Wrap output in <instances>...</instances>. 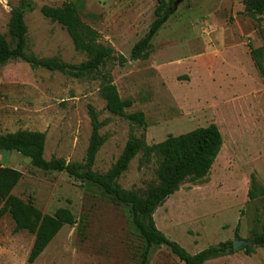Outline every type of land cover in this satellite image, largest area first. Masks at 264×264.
Here are the masks:
<instances>
[{"label":"rangeland","instance_id":"374dc122","mask_svg":"<svg viewBox=\"0 0 264 264\" xmlns=\"http://www.w3.org/2000/svg\"><path fill=\"white\" fill-rule=\"evenodd\" d=\"M26 15L27 54L80 65L88 60L76 50L67 30L45 18L43 6L62 7L76 0H31ZM159 0H84L82 20L99 32L100 43L115 57L130 58L134 46L155 21ZM170 2L171 0H166ZM20 0H0V37L8 35L11 11ZM147 60L121 65L113 58L104 68L122 99H132L128 113L143 112L147 124L133 128L125 117L107 110L100 80H78L35 69L22 60L0 66V135L18 131L47 134L44 158L83 163L92 135L89 107L108 121V137L94 171L107 173L122 155L130 134L157 144L198 128L217 125L224 145L210 176L185 182L159 207L154 219L171 241L195 255L222 243L250 241L264 204L250 201L254 176L264 187V80L250 46H264V15L247 9L245 0H183L153 41ZM138 155L119 184L144 194L158 183L155 160ZM0 166L19 170L13 194L46 215L70 210L77 223L66 225L34 264H139L146 243L132 220L131 208L99 187L65 172H46L20 153L0 152ZM11 215L0 219V264H29L35 236L16 232ZM149 264H184L166 246L152 249ZM206 264H264V248L243 251Z\"/></svg>","mask_w":264,"mask_h":264},{"label":"trees","instance_id":"16d2710c","mask_svg":"<svg viewBox=\"0 0 264 264\" xmlns=\"http://www.w3.org/2000/svg\"><path fill=\"white\" fill-rule=\"evenodd\" d=\"M175 2L176 0L158 1L155 21L145 37L134 46L129 59L124 56L115 57L112 47L100 43L99 32L82 20L78 5L82 6L84 0H76V3H67L62 7L43 6L41 12L45 18L62 25L70 35L76 50L88 56L86 62L74 65L56 58L40 59L27 54L28 26L25 18L28 13L36 10V5L31 0H20L18 6L12 9L8 24V35L14 47L6 37H0V66H5L13 60H22L35 69L59 72L78 80H100V92L106 101L107 110L115 116L128 119L133 128L145 127V114L128 113L134 106V101L122 99L112 78L103 71L113 58H117L122 66L129 61L149 59L154 49L153 41L173 16ZM245 3L249 11L264 15V0H245ZM250 51L264 80V46H250ZM89 116L92 135L83 163H68L64 159L47 161L44 158L47 134L42 132L18 131L0 135V152L16 151L30 159L32 166L37 169L65 172L76 180L99 187L118 203L129 206L133 224L146 243L139 264H149L152 249L161 246L170 248L184 264H206L229 253H235L234 242L230 241L192 255L180 244L168 239L158 229L154 219L157 209L178 192L185 182L201 183L210 176L224 145L223 135L217 125L198 128L179 136H169L165 141L152 145L132 132L122 155L113 167L107 173L100 174L94 171V167L100 150L108 140L107 136L101 134L108 121H101L99 113L92 106L89 107ZM140 154L143 155V164L148 165L155 160L158 165V183L151 185L144 194L127 191L119 184L120 178ZM22 177L23 174L19 170L0 166V219L9 214L16 224V232L27 231L35 236L28 258V263L34 264L63 227L74 226L77 221L68 209H59L54 215H46L32 202H25L15 196L13 192ZM248 197L250 201L261 200L264 204V187L258 184L254 176ZM252 234L250 241L253 245L243 247V251L248 255H252L256 247L264 248V224L261 225L260 218ZM236 237L240 239L238 232Z\"/></svg>","mask_w":264,"mask_h":264},{"label":"water","instance_id":"95a60500","mask_svg":"<svg viewBox=\"0 0 264 264\" xmlns=\"http://www.w3.org/2000/svg\"><path fill=\"white\" fill-rule=\"evenodd\" d=\"M182 1L183 0H176L174 6L175 7L178 6ZM251 245H253V243L251 241H245V240L238 239V240L234 241V250L236 251V250H238L244 246H251Z\"/></svg>","mask_w":264,"mask_h":264}]
</instances>
